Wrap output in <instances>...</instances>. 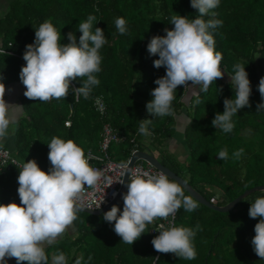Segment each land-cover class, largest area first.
<instances>
[{
  "label": "trees",
  "instance_id": "1",
  "mask_svg": "<svg viewBox=\"0 0 264 264\" xmlns=\"http://www.w3.org/2000/svg\"><path fill=\"white\" fill-rule=\"evenodd\" d=\"M214 11L215 17L208 15L203 19L222 21L221 26L209 31L216 51L223 57L220 67L224 77L214 81L198 97L193 92L186 97L188 89L178 86L172 107L174 115L184 109L188 116L183 129L187 158L179 162L164 150L158 151L157 158L210 202L223 205L243 190L264 184V109L257 111L256 107L264 102L258 90L259 80L264 77V0H220ZM178 14L190 19L198 15L190 0H13L0 17V36L4 38L1 46L14 53L0 52V76L4 81L20 80L26 45L34 42L35 27L45 20H50L60 32L61 43H68L69 31L75 33L78 42L79 23L94 15L92 30L102 28L107 40L99 50L101 71L96 76L100 84L93 88L88 99L76 96L72 89L66 99L48 102L30 100L23 95V114L14 127V157L24 162L35 159L47 171V143L52 137L72 139L83 150L95 151L105 121L125 136L118 142L125 145L121 147L120 162L128 157L131 147L143 149L153 139L161 142L169 136L174 129V115L153 117L146 110L147 102L153 99L151 91L157 87L154 81L166 72L164 67H154L153 62L159 57L149 54L147 45L154 35H165L166 27H174L170 18ZM117 17L126 20L128 30L123 35L115 27ZM237 62L245 65L249 75L251 107L238 110L232 118L233 130L224 133L212 125V120L217 112H223L224 98H234L229 74H234L233 66ZM80 84L81 81L74 80L71 87ZM98 94L105 103L103 115L92 106V99ZM66 118H69L67 126L63 124ZM141 119L152 120L148 125L150 135L138 133ZM241 148L244 154L234 158L233 153ZM223 149H227V160L218 158ZM6 168L0 171V203L19 198V169ZM261 195L264 190H252L226 211L200 203L192 212L181 207L174 223L194 230L200 226L193 240L197 253L193 260L158 253L151 243L159 234L151 232L154 222L130 245L121 241L113 224L99 218L104 212L92 215L78 211L71 232L67 230L62 238L46 247L49 264L57 252L66 255L68 264H74L81 255L82 264H151L152 261L154 264H264L251 245L259 218L252 219L248 214L251 201ZM115 205L123 210L122 197ZM8 264L17 262L11 258Z\"/></svg>",
  "mask_w": 264,
  "mask_h": 264
},
{
  "label": "clouds",
  "instance_id": "2",
  "mask_svg": "<svg viewBox=\"0 0 264 264\" xmlns=\"http://www.w3.org/2000/svg\"><path fill=\"white\" fill-rule=\"evenodd\" d=\"M190 3L198 13L194 19L180 14L171 16L170 23L174 27H166L165 35H154L147 45L149 54L159 57L154 60V67L166 69L165 75L154 81L157 87L151 91L153 99L146 104L147 112L153 117L174 115L172 104L178 86L189 88L198 97L200 92H207L214 81L224 77L220 67L223 57L216 51L214 37L209 31L221 26L222 21L203 19L217 15L214 10L220 0H190ZM94 21L96 17L89 15L79 23L78 42L75 33L69 31L66 34L68 43H61L60 32L50 20L35 27L34 42L26 45L25 64L19 72L25 97L41 102L66 99L70 89L76 96L90 97L93 88L100 84L96 76L101 71L99 50L107 43L102 28L92 30ZM115 27L121 35L128 30L123 17L115 19ZM233 68L234 74L229 75L234 98L225 97L223 112H217L212 120V125L224 133L233 130L232 118L238 110L251 107L252 89L245 65L237 62ZM74 80L81 81L79 87H71ZM258 90L264 100V77L259 80ZM5 93L6 87L0 76V140L9 135V126L16 123L17 110L22 107L8 103ZM256 107L257 111L264 109V102ZM151 122V119H141L138 133L150 135L148 125ZM47 145L50 162L47 171L35 159L12 162L19 169L17 192L20 202L0 203V264H8L9 258H14L17 264H49L46 247L63 236L77 219L80 210L77 202L84 188H94L101 179L100 171L90 166L83 149L72 139L65 141L54 136ZM243 154L241 148L233 156L239 159ZM218 158L227 160V149L220 150ZM128 174L127 191L122 196L123 210L114 204L103 213L104 220L114 225V232L121 241L132 245L147 232L148 224L171 216L173 220L167 227L161 224L156 229L159 234L151 241L154 249L180 259H195L193 240L200 226L194 230L174 223L175 214L181 207L192 212L199 206L192 195H185L186 182L170 179L163 170L153 174L137 169ZM105 179L109 186L113 184L110 179ZM120 182L124 183V180ZM248 214L252 219L259 218L251 245L260 260H264V195L251 201ZM82 261L81 255L74 264H82ZM51 264H68V259L63 252H57L51 257Z\"/></svg>",
  "mask_w": 264,
  "mask_h": 264
},
{
  "label": "built area",
  "instance_id": "3",
  "mask_svg": "<svg viewBox=\"0 0 264 264\" xmlns=\"http://www.w3.org/2000/svg\"><path fill=\"white\" fill-rule=\"evenodd\" d=\"M0 52H7V50L0 48ZM8 52L11 53L10 51ZM97 100L99 101V104L97 103ZM92 106L98 114H104L105 103L100 94L93 97ZM63 124L65 126L69 125V118H66ZM124 139L125 136L123 134L105 121L101 124L95 151L90 148L83 150L90 166L100 171L101 179L94 188H84L77 202L80 207L91 210L98 209L97 207L99 205L101 207L115 197L128 157L123 162L112 159L109 153V145L113 142H121ZM129 140L133 142V138H130ZM134 150H137V148L135 146L131 147L130 153ZM13 161H16L17 163L24 162L15 158L7 148L0 146V171L2 170V167L7 166H14L17 168L16 165L12 163ZM137 169L148 171L153 174L161 171L155 168L152 164L140 159L134 161L130 165L128 172L135 171ZM128 175L129 174H127V180ZM105 178L110 179L113 184L109 186ZM172 220L173 218L171 216L167 220L156 219L151 226V232L159 233L156 229H158L161 224L167 227L169 222ZM151 264H154V261H152Z\"/></svg>",
  "mask_w": 264,
  "mask_h": 264
},
{
  "label": "crops",
  "instance_id": "4",
  "mask_svg": "<svg viewBox=\"0 0 264 264\" xmlns=\"http://www.w3.org/2000/svg\"><path fill=\"white\" fill-rule=\"evenodd\" d=\"M12 4H13V0H0V17H2L5 14V12L9 9V7ZM3 41H4V38L0 36V48H3L1 46L3 44ZM7 43L9 44V42ZM8 51L10 50H7L6 53H9ZM10 54H14V53L11 52ZM3 83L5 84V87H6V93L4 97L5 100L10 104L21 105V98L23 97L24 95L23 93L25 91V88L23 84L21 83V81L20 80H16V81L15 80L14 81H4L3 80ZM188 90L186 92H188ZM189 96H190V92L187 94V97ZM181 111H182V114H181ZM181 111L175 114L173 118L174 129H176L175 132L172 131V133L165 138V142H166L165 144H167L165 145V147L168 146V148L167 147L166 148L170 151L171 154L170 153L169 154L172 156L174 160H177L179 162L186 161V158H187V145L184 140L183 129H184L185 124L188 121V116L184 109H181ZM22 114H23L22 107H20L17 110L16 122L22 116ZM15 124H12L9 126V135L5 139L0 140V146L7 148L13 156H14V149H15V135H14ZM150 142L147 143V145L143 149H140V150H148L154 156L157 157V155L159 154L158 148L157 147L149 148ZM167 149L166 150L164 149V150L167 152L168 151ZM49 167H50V162L48 163V168Z\"/></svg>",
  "mask_w": 264,
  "mask_h": 264
},
{
  "label": "water",
  "instance_id": "5",
  "mask_svg": "<svg viewBox=\"0 0 264 264\" xmlns=\"http://www.w3.org/2000/svg\"><path fill=\"white\" fill-rule=\"evenodd\" d=\"M139 159L152 164L155 168H157L159 170H163V171L167 172L169 174L170 179L175 178L178 181H180L181 183L186 182V180L184 178L175 174V172L170 170L167 166L163 165L159 161V159L156 156H154L150 151L137 149V150H134L133 152H131L127 158V161L125 163V168L123 170V173H122V176L120 179V181L124 180V183H121V182L119 183L115 197L110 202L101 206L98 209L91 210V209H86V208L80 207L79 211L85 212L87 214L97 215V214H100V213L106 211L111 205L116 204L121 199V197L125 191L126 183H127V174H128V169H129L130 165L134 161L139 160ZM184 187H185V191H186L187 195H192L193 198L196 199L198 203L203 204V205H205V206H207L213 210H218V211L230 210L241 197H243L246 193H248L252 190H255V189L264 190V184L254 185L251 188L243 190L242 193L236 195L233 199L226 202L225 204L217 205L215 203L210 202L204 196L199 194L188 182L184 183ZM15 201L17 203L20 202L19 198L16 199Z\"/></svg>",
  "mask_w": 264,
  "mask_h": 264
},
{
  "label": "rangeland",
  "instance_id": "6",
  "mask_svg": "<svg viewBox=\"0 0 264 264\" xmlns=\"http://www.w3.org/2000/svg\"><path fill=\"white\" fill-rule=\"evenodd\" d=\"M189 89V88H188ZM189 92H192V90H188V92H186V97H187V94L189 93ZM181 111V110H180ZM181 114H182V111H181ZM180 114V115H181ZM175 130L176 129H174L173 131L175 132ZM162 141L160 142L159 140H155V139H153V141H151L150 142V144H149V148L150 147H157L158 148V151L159 152H161L162 150H166L167 148H168V146H166L165 147V145H167V144H165L166 142H165V138L164 139H161ZM125 147V145L124 144H122V145H119L118 143H115V142H113V143H111L110 145H109V153H110V155H111V157H112V159H114V160H116V161H119V160H121V147ZM164 150V153H167V154H169L170 153V151L168 150L167 152ZM171 154V153H170ZM157 157H158V155H157ZM3 171L4 170H7V168L6 167H2L1 168ZM105 212V211H104ZM103 213V212H102ZM88 218V217H87ZM86 218V219H87ZM100 219H104L103 218V215H101L100 217H99ZM71 230H72V225L69 227V229H68V231L69 232H71ZM63 236H61L60 238H62ZM8 260H11V258H9Z\"/></svg>",
  "mask_w": 264,
  "mask_h": 264
}]
</instances>
